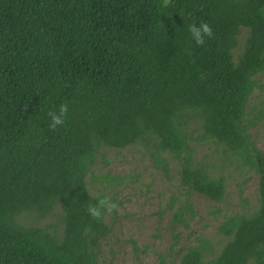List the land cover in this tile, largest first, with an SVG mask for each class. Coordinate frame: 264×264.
<instances>
[{"label":"trees","instance_id":"trees-1","mask_svg":"<svg viewBox=\"0 0 264 264\" xmlns=\"http://www.w3.org/2000/svg\"><path fill=\"white\" fill-rule=\"evenodd\" d=\"M99 2L107 19L72 0H0V264H98L109 226L87 208L107 195L93 196L87 176L106 148L151 145L159 168L166 155L179 162L188 196L222 201L225 178L195 159L197 123L203 140L260 174L261 206L221 226L216 259L202 240L181 264H264V153L246 123L264 72V0H193L191 25L214 33L203 46L189 30L156 27L163 0H141L150 16L128 24L115 18L116 0ZM64 103L68 118L52 130L48 113ZM191 207L187 199L177 219ZM57 209V224L40 225Z\"/></svg>","mask_w":264,"mask_h":264},{"label":"rangeland","instance_id":"rangeland-1","mask_svg":"<svg viewBox=\"0 0 264 264\" xmlns=\"http://www.w3.org/2000/svg\"><path fill=\"white\" fill-rule=\"evenodd\" d=\"M72 1L82 7L90 4L105 8L97 12L99 18L104 15L107 19L110 12L101 0ZM116 1L117 12L111 13L121 23L150 16L141 0ZM192 2L170 0L159 18L150 16V20L160 30H189L191 20L186 9ZM248 33V29H242L236 57L243 51ZM246 123L251 124L252 141L264 153V72L257 78L255 92L248 103ZM190 131L196 161L226 180L223 200L216 202L197 192L188 196L181 182L179 162L166 155L167 168H159L151 145L139 143L101 150L87 176L88 187L93 196L111 197L120 209L106 215L109 232L99 242L98 264H181L184 255L202 240L211 245L207 254V261H211L218 257L227 241L221 226L236 215H251L260 208V174L239 161L224 145L203 140L200 124H194ZM187 199L192 207L177 219ZM60 212L57 209L54 216L41 220L40 225L57 224ZM32 221L24 218L25 224Z\"/></svg>","mask_w":264,"mask_h":264},{"label":"clouds","instance_id":"clouds-1","mask_svg":"<svg viewBox=\"0 0 264 264\" xmlns=\"http://www.w3.org/2000/svg\"><path fill=\"white\" fill-rule=\"evenodd\" d=\"M170 0H163V7H168ZM189 32L195 43L198 46H203L205 37L212 38L214 33L212 27L208 23H200L199 26L193 24L189 28ZM203 78V77H201ZM27 107V106H26ZM69 105L67 103L61 104L58 110L49 111L48 116L51 120V129L56 130L59 126H63L68 118ZM120 205L113 201L111 197L105 196L94 205H89L87 208L88 214L95 220L102 222L106 215L118 212Z\"/></svg>","mask_w":264,"mask_h":264}]
</instances>
